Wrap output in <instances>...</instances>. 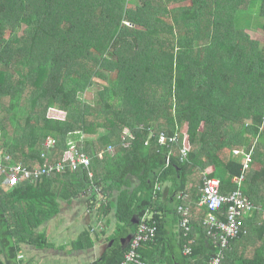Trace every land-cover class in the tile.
<instances>
[{
	"label": "trees",
	"instance_id": "16d2710c",
	"mask_svg": "<svg viewBox=\"0 0 264 264\" xmlns=\"http://www.w3.org/2000/svg\"><path fill=\"white\" fill-rule=\"evenodd\" d=\"M246 12L264 33V0H0V152L32 167L59 161L74 141L92 172L0 187V264H15L22 243L49 248L36 228L58 214L59 199L69 202L91 184L100 187L102 199L99 191L91 199L101 214L112 207L115 215L114 242L92 264L120 262V237L143 220L133 215L153 209L156 237V186L164 182L187 206L193 197L197 205L204 179L217 178L221 194L238 191L251 205L242 220L264 225V42L238 25ZM94 77L106 84L91 103L82 96ZM125 127L130 147L120 141ZM161 132L177 142L160 144ZM46 137L56 141L52 150ZM195 215L185 241L196 230L209 241L203 214Z\"/></svg>",
	"mask_w": 264,
	"mask_h": 264
},
{
	"label": "crops",
	"instance_id": "0c3cea01",
	"mask_svg": "<svg viewBox=\"0 0 264 264\" xmlns=\"http://www.w3.org/2000/svg\"><path fill=\"white\" fill-rule=\"evenodd\" d=\"M144 144L147 145L148 140L145 141ZM99 152L103 153L102 150ZM107 153L113 155L114 150L110 152L107 151ZM9 155L13 161H17L11 156V154ZM165 165H169V157L167 156ZM210 169L208 171H210ZM67 170L68 172L76 171L70 169ZM61 173L64 172L51 174V177H56ZM39 178L34 181H37ZM131 180L133 185H138L134 177H132ZM5 182L6 180L3 182L0 181V187L10 189L9 185H12V183L9 184ZM156 187L160 191V210H156L160 222V228L153 240L147 241L139 247L138 252L141 258V264H209V258L217 251L218 243L206 234V230L205 234L207 238H209V241L198 234L197 230L194 231L197 233L190 235L189 240L185 241L186 239L183 236L185 230L180 226L178 222V214L176 212L179 211V206H184V208L189 211V215L191 211L192 222L195 224L199 218L195 214H198L199 212L201 215L203 214L201 218H204L206 207L200 204L199 199L196 205V199L194 197L190 199V201H186L187 206L179 203L177 198H183L175 192L173 197L170 195L171 185L169 182L161 183ZM131 189L134 190V186H132ZM186 190L189 193V190ZM93 191H99L96 195L97 200L102 199L100 187L93 184L89 185L86 190L78 193L69 202L59 199L60 209L58 214L65 211L66 215L64 219L59 218V220L62 221L63 226L50 227L48 225L47 227L45 223L44 225H41V227L39 226L36 228L37 232L44 231L47 240L49 239L50 241H54L57 245H60L58 246L61 249L60 258L64 260V264H92L94 261L98 260L106 249L114 242L113 239H110V236L115 231L114 211L112 207H109L101 214L98 209L99 201L95 203L92 202L91 194ZM198 191L200 198V188ZM114 199H116V192H114V195L110 196L106 201L109 202ZM61 209H63V211H61ZM153 212V209H151L150 211H146L140 217L133 215L132 221L138 223L141 219H148L150 223L154 224L155 221L151 222ZM57 215L51 219L55 218ZM247 216L250 215L244 216L245 219L243 218L242 221V234H240L239 237L237 235V237L230 239L227 248L223 249L222 253H224L221 264H264V225H259L258 218L257 221L251 222V224L248 219L251 216L246 218ZM87 232V237L90 239L83 236V234ZM66 235H70V238ZM121 238L123 237H120V239ZM88 240H91L92 245H88ZM79 244H83V247L79 248ZM193 244H196L194 248L195 252L192 251ZM27 246L28 244L22 243L20 246V252H23V249H26ZM185 246L191 248V253L184 252ZM23 257L24 255L22 258L17 255L15 264H27V262L23 261Z\"/></svg>",
	"mask_w": 264,
	"mask_h": 264
},
{
	"label": "built area",
	"instance_id": "2783aa9c",
	"mask_svg": "<svg viewBox=\"0 0 264 264\" xmlns=\"http://www.w3.org/2000/svg\"><path fill=\"white\" fill-rule=\"evenodd\" d=\"M126 132V131H125ZM130 131L122 136L123 144L129 145L127 138L130 137ZM51 139V137H48ZM158 141L160 144L177 142L176 137L166 136L162 132L158 134ZM55 140H52V144L46 143V148L50 149L54 147ZM113 150V146L109 145L107 151ZM180 151L183 155L188 152V147L185 146ZM103 153H99L102 156ZM44 156L48 159V154ZM249 159L248 155L244 159V165ZM89 157L78 150L77 147L71 146L65 150L59 161L54 163H43L39 166L28 168L20 162H15L10 159L9 156L0 155V172L6 173L9 176L10 181H33L45 174L59 173L64 170H88ZM200 204L206 207V215L203 219V226L206 230V234L212 237L218 243V249L215 254L209 258V264H221L223 258V249L227 248L228 240L234 238L242 230V216L247 211L251 210V205L240 198L238 191H233L229 195L220 193V182L217 178L204 179L200 186ZM224 210L223 218L220 219L218 212ZM179 212L182 213V219L180 226L188 230L187 223L189 221V211L183 206H179ZM157 231V226L153 223H148L143 219L138 225L135 233L132 235L129 245L123 254V258L118 264H141L140 254L138 252L142 243L151 241L154 239ZM186 235V232L185 234ZM185 253H191V248L185 246Z\"/></svg>",
	"mask_w": 264,
	"mask_h": 264
},
{
	"label": "rangeland",
	"instance_id": "374dc122",
	"mask_svg": "<svg viewBox=\"0 0 264 264\" xmlns=\"http://www.w3.org/2000/svg\"><path fill=\"white\" fill-rule=\"evenodd\" d=\"M176 5L177 4H175V6ZM254 5H255V2L252 3V7ZM254 19H255V15L254 14L246 12L245 14H241V15L238 16L237 22H238V25H241V26L246 28V31H247V33L249 34V36H250V38L252 40H256L259 43H261V42L263 43L264 42V33L262 31H260L259 29H255V28H252L250 26L251 25V21L253 23H256L257 20L254 21ZM94 81L95 82L86 90V92L82 96L84 101L93 103L95 93L101 87V84H106V81H103V79H100V78L94 77ZM179 125H180L179 126L180 127L179 128V132L181 131V133H183V135H184V138L186 139L187 136H188L187 132H186V123L183 122V123H181ZM139 128H140V126H139ZM100 129L98 130L99 132L107 130V128H104V129L102 128V130H100ZM129 131L131 132V130L126 129V132H122L121 136L125 135ZM53 139H54L53 137H51V139H48V137H46L44 139V145H46V143L51 145ZM55 143H56V141H55ZM71 146L78 147L80 145H78V143H75L74 141H71L70 144H69V147H71ZM53 148L54 147H52L50 149L52 150ZM9 154H6V152L4 150H2L0 152V155L4 156V157L9 156ZM17 161H19V160H17ZM20 162H22V161H20ZM243 162H244V159H243ZM246 166H247V163H246ZM5 183H8V181H6ZM9 186L13 187L14 184L13 185H9ZM3 190L7 191V189H5V188H3ZM61 211H63V209H61ZM65 216H66L65 215V211H63L61 214L59 213L55 218L51 219L45 225L47 227H48V225L50 227H53V226L61 227V226H63V223H62L61 220H59V218L60 219H64ZM66 236L68 238H70V235H66ZM48 243H50L51 245L50 246L48 245L49 248H44V249H35L32 245H30V246L28 245L26 249H23V252L19 253L18 257L22 258V256L24 255L23 261L27 262V264H64V260L62 258H60L61 249L58 247L60 245H57L54 241H50L49 239H48ZM23 248H25V247H23Z\"/></svg>",
	"mask_w": 264,
	"mask_h": 264
},
{
	"label": "clouds",
	"instance_id": "9594fccd",
	"mask_svg": "<svg viewBox=\"0 0 264 264\" xmlns=\"http://www.w3.org/2000/svg\"><path fill=\"white\" fill-rule=\"evenodd\" d=\"M126 129H129L128 127H125V129L123 130V132H125L126 131ZM130 130V129H129ZM131 133V132H130ZM131 134H133V133H131ZM131 137V136H130ZM129 138V137H128ZM127 138V141L129 142V145H124L123 143V140H122V136L120 137V141H121V144H122V146H125V147H130V145H131V142H130V140ZM113 150H114V148H113ZM6 154H8V153H6ZM10 156V155H9ZM11 158V157H10ZM12 160V159H11ZM15 162H20V161H15ZM20 163H22L24 166H26V167H28V168H33V167H36V166H39V165H33L32 167H30V166H28V165H26V164H24L23 162H20ZM41 165V164H40ZM88 176L91 178L92 177V172H91V170H90V166H89V168H88ZM4 180H6V181H8V183L10 184V183H12V185L15 183V182H17V181H10V179H9V176L6 174V173H3V172H0V181H4ZM28 182H31V183H33V182H35L34 180L33 181H28ZM8 184V185H9ZM92 185V184H91ZM9 188H11V186H9ZM206 212H207V210H206ZM125 237V236H124ZM131 237H132V235H131ZM131 239V238H130ZM130 239L126 242V249H127V247H128V245H129V242H130ZM126 251V250H125Z\"/></svg>",
	"mask_w": 264,
	"mask_h": 264
},
{
	"label": "water",
	"instance_id": "95a60500",
	"mask_svg": "<svg viewBox=\"0 0 264 264\" xmlns=\"http://www.w3.org/2000/svg\"><path fill=\"white\" fill-rule=\"evenodd\" d=\"M91 189V188H90ZM136 223V222H135ZM131 238V234L126 235L125 237L120 239L121 245L124 246L125 243Z\"/></svg>",
	"mask_w": 264,
	"mask_h": 264
}]
</instances>
